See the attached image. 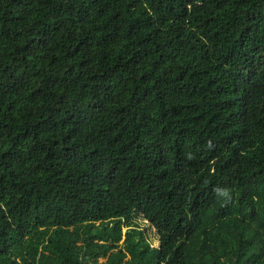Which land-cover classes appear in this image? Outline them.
<instances>
[{
	"label": "trees",
	"instance_id": "obj_1",
	"mask_svg": "<svg viewBox=\"0 0 264 264\" xmlns=\"http://www.w3.org/2000/svg\"><path fill=\"white\" fill-rule=\"evenodd\" d=\"M0 264H264V0H0Z\"/></svg>",
	"mask_w": 264,
	"mask_h": 264
},
{
	"label": "rangeland",
	"instance_id": "obj_2",
	"mask_svg": "<svg viewBox=\"0 0 264 264\" xmlns=\"http://www.w3.org/2000/svg\"><path fill=\"white\" fill-rule=\"evenodd\" d=\"M140 226L142 227V228H145L146 230H147V232H149L148 234H149V236H150V238L153 240V242H152V245H157V238H158V236H157V232H156V230L155 229H153L149 224H148V222H146V221H141L140 222ZM126 231V228L124 229V232Z\"/></svg>",
	"mask_w": 264,
	"mask_h": 264
}]
</instances>
